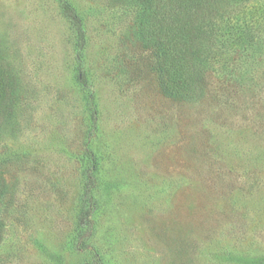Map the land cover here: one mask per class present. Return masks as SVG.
<instances>
[{
  "label": "rangeland",
  "instance_id": "374dc122",
  "mask_svg": "<svg viewBox=\"0 0 264 264\" xmlns=\"http://www.w3.org/2000/svg\"><path fill=\"white\" fill-rule=\"evenodd\" d=\"M68 1L86 31L84 80L60 0H0L18 87L0 127V264H264V38L221 56L243 62L235 79L185 102L163 91L132 0ZM243 9L245 30L264 32V0ZM93 138L111 196L78 242Z\"/></svg>",
  "mask_w": 264,
  "mask_h": 264
},
{
  "label": "trees",
  "instance_id": "16d2710c",
  "mask_svg": "<svg viewBox=\"0 0 264 264\" xmlns=\"http://www.w3.org/2000/svg\"><path fill=\"white\" fill-rule=\"evenodd\" d=\"M132 1L139 12L140 30L146 46L157 59L162 89L173 99L185 102L202 99L211 86V78L218 75L221 82H231L237 73L245 70V66L236 59L219 64L221 56L250 53L263 42L264 32L259 29L247 32L246 26L241 25V22H246L243 6L248 0ZM60 2L76 34L78 78L84 80L87 78L83 65L87 37L83 20L68 0ZM234 6L237 14L232 15ZM261 25L263 22H260ZM5 49L0 45V127L13 113L18 94L14 71ZM91 98L88 94L87 103L92 109L90 122L98 131L97 109L92 108L95 100L92 95ZM91 134H94L93 131ZM104 158L102 147L99 148L96 138H93L79 160L83 186L77 225L78 242L85 236L90 238L89 226L102 212L104 201L111 196L106 186L108 180H104L102 174ZM5 189L6 185L0 177V213ZM1 235L0 219V238Z\"/></svg>",
  "mask_w": 264,
  "mask_h": 264
}]
</instances>
